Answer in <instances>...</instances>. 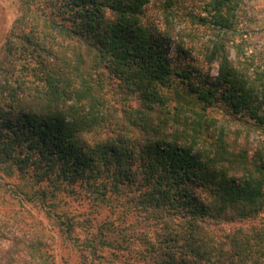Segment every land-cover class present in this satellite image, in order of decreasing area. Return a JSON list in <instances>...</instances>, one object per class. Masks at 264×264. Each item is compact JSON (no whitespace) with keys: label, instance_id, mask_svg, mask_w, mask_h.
Instances as JSON below:
<instances>
[{"label":"trees","instance_id":"obj_1","mask_svg":"<svg viewBox=\"0 0 264 264\" xmlns=\"http://www.w3.org/2000/svg\"><path fill=\"white\" fill-rule=\"evenodd\" d=\"M150 2L18 0L0 48V167L22 182L7 185L39 204L78 264L135 263L113 252L112 221L75 235L60 191L142 218L141 264H264V69L230 57L237 1L184 13L217 30L201 46L216 76L203 80L169 56L176 0L157 8L159 30ZM19 216L0 219V264H56L48 230L16 229Z\"/></svg>","mask_w":264,"mask_h":264},{"label":"rangeland","instance_id":"obj_2","mask_svg":"<svg viewBox=\"0 0 264 264\" xmlns=\"http://www.w3.org/2000/svg\"><path fill=\"white\" fill-rule=\"evenodd\" d=\"M235 26L236 32L229 33L228 50L230 57L234 61H244V57L249 58L253 68L260 67L264 69V0H236ZM209 0H176L180 8L179 15L183 16L180 20L172 18L169 22L171 26L169 32L171 35V43L168 51L172 61L186 67L187 61L191 62L198 72L191 70L190 75L193 79L214 78L216 76V64L210 68L202 65L201 46H206L215 38L217 30L215 27L208 25L205 28L190 23V18L184 17V13H191L197 17L207 16L206 5ZM151 4H154L151 5ZM163 4V0H151L149 10L152 19L155 22V28H161V17L158 15L157 8ZM156 5V6H155ZM18 0H0V48L4 43L5 34L11 29L13 21L16 19L18 12ZM186 19V20H185ZM160 21V22H159ZM158 23V24H157ZM189 51L190 55L187 60L184 58V52ZM204 52V51H203ZM239 53L237 58L236 53ZM237 53V54H238ZM239 59V60H238ZM219 118L218 125L223 121L218 114H213ZM224 122V121H223ZM250 140L254 147L262 144L261 139L256 134L250 135ZM21 184L18 175L9 176L4 168L0 167V219L9 220L14 223L15 217L18 224H14L16 229H28L30 226H43L48 230L47 239L52 247V251L56 264H78L80 260L76 251L70 246L71 241L64 240L54 227V222L48 218L37 202L26 203L21 201L10 190V185ZM59 209L76 215L77 221L81 224L75 235L83 238H96L99 226L105 221H112L114 228L106 230V238L113 240V249L119 257L127 258L135 264L139 262L138 251L142 249V243L138 239L143 233L147 232L145 224L133 214H124L122 208L115 207H95L92 200L85 193L68 194L60 191L58 194ZM139 221V224H137ZM135 224V226H133ZM126 226L127 230L123 233L127 236L124 241L119 234L117 227ZM122 228V227H121ZM117 229V230H116ZM155 230V229H153ZM130 244H128V241ZM120 244V246H119ZM128 248L129 250H127ZM112 250L104 249L103 254L108 255ZM110 256V255H109ZM101 264H118L117 259L110 256L101 260Z\"/></svg>","mask_w":264,"mask_h":264}]
</instances>
